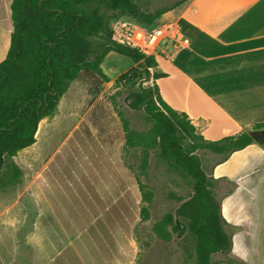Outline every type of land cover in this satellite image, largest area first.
<instances>
[{"label": "rangeland", "instance_id": "rangeland-1", "mask_svg": "<svg viewBox=\"0 0 264 264\" xmlns=\"http://www.w3.org/2000/svg\"><path fill=\"white\" fill-rule=\"evenodd\" d=\"M178 1L133 0L146 13ZM136 65L110 53L101 65L107 78L84 68L58 114L39 125L35 145L13 158L22 178L0 192V264H195L190 237L168 227L171 238L165 240L155 231L180 198L190 197L191 184L154 155L144 172L141 150L126 145L125 120L131 130L151 127L143 110L130 108V86L116 85ZM196 154L211 176L218 158ZM137 177L151 191L150 202L143 201ZM211 184L215 196L217 189L231 188L224 181ZM230 258L213 255L217 264Z\"/></svg>", "mask_w": 264, "mask_h": 264}, {"label": "trees", "instance_id": "trees-1", "mask_svg": "<svg viewBox=\"0 0 264 264\" xmlns=\"http://www.w3.org/2000/svg\"><path fill=\"white\" fill-rule=\"evenodd\" d=\"M191 1L180 0L146 13L133 0H13L10 47L0 63V192L20 182L22 170L13 158L36 143L39 125L58 114L64 95L81 71L87 68L107 78L101 65L110 53H117L137 65L117 78L116 85L130 86V108L143 110L151 125L146 131H136L125 120L127 147L141 150L144 172L154 155L169 172L191 184L190 197L180 198L174 214H168L155 231L165 240L171 238L168 227L180 238L190 237L195 252L190 258L194 257L195 264H217L215 254L231 256L228 264H248L232 256L236 229L223 218L221 201L211 184L215 180L196 152L211 153L219 164L252 144L264 149V122L235 136L205 139L186 114L162 98L155 80L165 75L151 71L158 65L157 58L113 38L112 25L118 20L148 26L175 23ZM137 182L143 201L150 202L151 191L144 190L138 177Z\"/></svg>", "mask_w": 264, "mask_h": 264}, {"label": "crops", "instance_id": "crops-1", "mask_svg": "<svg viewBox=\"0 0 264 264\" xmlns=\"http://www.w3.org/2000/svg\"><path fill=\"white\" fill-rule=\"evenodd\" d=\"M12 2L0 0V63L10 47ZM176 25L179 40L151 70L165 75L155 80L164 101L211 141L264 122V0H192ZM211 176L231 186L216 197L236 229L232 256L264 264V149L252 144L233 153Z\"/></svg>", "mask_w": 264, "mask_h": 264}, {"label": "built area", "instance_id": "built-area-1", "mask_svg": "<svg viewBox=\"0 0 264 264\" xmlns=\"http://www.w3.org/2000/svg\"><path fill=\"white\" fill-rule=\"evenodd\" d=\"M112 29L117 43L139 49L147 57H156L161 46L178 41L180 36L176 22L148 26L121 19L113 23ZM182 42L188 43V40Z\"/></svg>", "mask_w": 264, "mask_h": 264}, {"label": "bare ground", "instance_id": "bare-ground-1", "mask_svg": "<svg viewBox=\"0 0 264 264\" xmlns=\"http://www.w3.org/2000/svg\"><path fill=\"white\" fill-rule=\"evenodd\" d=\"M39 131H40V129H39ZM39 131H38V134H37V137L39 138Z\"/></svg>", "mask_w": 264, "mask_h": 264}]
</instances>
